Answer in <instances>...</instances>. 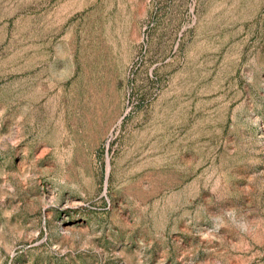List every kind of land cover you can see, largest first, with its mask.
<instances>
[{
    "label": "rangeland",
    "instance_id": "374dc122",
    "mask_svg": "<svg viewBox=\"0 0 264 264\" xmlns=\"http://www.w3.org/2000/svg\"><path fill=\"white\" fill-rule=\"evenodd\" d=\"M0 264H264V0H0Z\"/></svg>",
    "mask_w": 264,
    "mask_h": 264
}]
</instances>
